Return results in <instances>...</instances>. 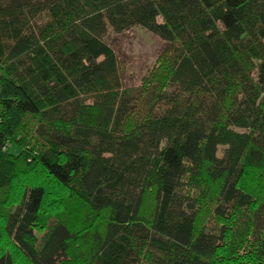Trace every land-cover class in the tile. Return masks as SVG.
Here are the masks:
<instances>
[{"label":"trees","instance_id":"16d2710c","mask_svg":"<svg viewBox=\"0 0 264 264\" xmlns=\"http://www.w3.org/2000/svg\"><path fill=\"white\" fill-rule=\"evenodd\" d=\"M0 264H264V0H0Z\"/></svg>","mask_w":264,"mask_h":264},{"label":"rangeland","instance_id":"374dc122","mask_svg":"<svg viewBox=\"0 0 264 264\" xmlns=\"http://www.w3.org/2000/svg\"><path fill=\"white\" fill-rule=\"evenodd\" d=\"M108 41L126 64L124 81L128 86L140 84L142 76L154 66L166 46L158 35L139 26L123 33H110ZM11 151L18 153L20 148L13 145Z\"/></svg>","mask_w":264,"mask_h":264}]
</instances>
